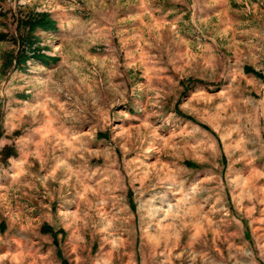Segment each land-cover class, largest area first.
I'll return each instance as SVG.
<instances>
[{"label":"rangeland","instance_id":"374dc122","mask_svg":"<svg viewBox=\"0 0 264 264\" xmlns=\"http://www.w3.org/2000/svg\"><path fill=\"white\" fill-rule=\"evenodd\" d=\"M0 264H264V0H0Z\"/></svg>","mask_w":264,"mask_h":264},{"label":"trees","instance_id":"16d2710c","mask_svg":"<svg viewBox=\"0 0 264 264\" xmlns=\"http://www.w3.org/2000/svg\"><path fill=\"white\" fill-rule=\"evenodd\" d=\"M43 227H44L43 230H46V231L50 232L51 234L55 235V233L52 232L51 229H49L50 227L48 225H44ZM63 262H65V261L63 260Z\"/></svg>","mask_w":264,"mask_h":264}]
</instances>
